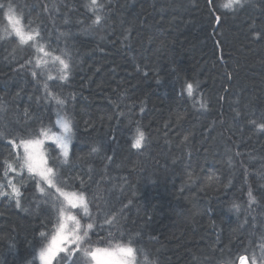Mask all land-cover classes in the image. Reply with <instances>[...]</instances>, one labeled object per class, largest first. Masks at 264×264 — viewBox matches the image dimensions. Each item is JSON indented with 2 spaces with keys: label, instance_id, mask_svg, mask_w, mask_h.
Here are the masks:
<instances>
[{
  "label": "trees",
  "instance_id": "1",
  "mask_svg": "<svg viewBox=\"0 0 264 264\" xmlns=\"http://www.w3.org/2000/svg\"><path fill=\"white\" fill-rule=\"evenodd\" d=\"M98 2L102 19L95 24L90 0H0V184L10 193L0 195V264L17 257L22 244L38 256L60 207L83 215L47 185L41 193L37 177L21 172V149L8 143L39 135L41 124L57 130V112L71 119L73 140L67 162L56 153L49 165L57 164L67 190L84 182L92 217H99L93 246L131 240L143 249L141 264L145 257L148 264L258 260L264 133L250 121L264 118V0H244L237 11L222 8L226 0ZM9 4L26 28L42 30L54 55L67 54L66 80L57 61L19 43L4 15ZM45 81L63 105L47 96ZM186 83L197 86L193 97L181 95ZM137 125L145 146L132 149L128 129ZM5 160L16 169L8 178ZM105 214L112 224L104 223ZM75 255L83 264L82 252Z\"/></svg>",
  "mask_w": 264,
  "mask_h": 264
},
{
  "label": "snow or ice",
  "instance_id": "2",
  "mask_svg": "<svg viewBox=\"0 0 264 264\" xmlns=\"http://www.w3.org/2000/svg\"><path fill=\"white\" fill-rule=\"evenodd\" d=\"M244 6V0H226L225 3L221 5L222 8L228 9L230 11H237ZM89 11H92L95 15V20L93 23L99 24L102 17L98 14V10L103 7L102 3L98 0H90V3L86 5ZM4 9V4L0 3V10ZM5 18L8 20L12 32L18 38L21 45H27L29 48H34L38 54H43L44 56L51 57L54 61H57L61 68L60 80H66L68 77L69 62L63 57L67 55L63 53L60 56L54 55V50H52L44 39L42 35V30L39 27L36 28H26L23 23L21 16L17 15L11 4L8 5L7 11L4 13ZM221 17L216 16V21L219 22ZM31 24V22H29ZM47 63V61H44ZM41 65V59H36V67ZM35 77H39V73L33 72ZM147 75V73H145ZM51 80L53 77L48 76ZM159 82V81H158ZM195 85L192 83H186L181 91L183 95L184 91L187 92L189 97L194 96ZM49 85L47 81L44 82V90L48 97L55 100L57 104L63 105L64 100L56 97L51 91H48ZM201 107H204L202 104ZM179 119V117H178ZM250 123L255 127L258 132L264 133V118L257 121L253 119ZM56 125L61 129V132L57 133L53 130L51 126H44L41 124L39 135L35 133H30L27 137H20L19 143H17V138L13 137L8 139V143L12 145L13 150L18 154L20 149H23V156L19 157L22 160L20 165L21 172L24 168L34 177L36 187L41 193H45L44 185H47L48 189H53L72 209L79 208L82 210L83 215L81 216L79 212L71 214L62 206L59 209V220L54 225L55 232L51 235V240L46 246L41 247L38 251V259L40 264H81L79 257L75 253L79 250L82 252L85 258L83 264H141L137 259V256L143 252V249H136L132 246V241L129 240L127 244H116L114 247L107 248L99 246L98 244L93 246L91 241L90 233L94 230L95 224L99 217H92L91 212V201L89 199L88 193L83 188V181H81L82 188L71 191L67 190L66 182L62 180L60 176V169L57 167L56 163L51 165L48 164L45 156L47 155L45 151V141L51 140L57 148H59V155L63 156L65 159L61 163L67 162L69 157V145L73 140V130L74 126L71 119L67 116H61L57 112ZM128 142L132 149H141L145 146L146 134L139 127L136 126L134 130L128 129ZM2 135V133H0ZM185 140L188 139L187 135L184 137ZM53 153L55 149L51 150ZM98 148L93 146L91 152L95 153ZM50 159L54 161L58 157L50 156ZM109 160L112 157H108ZM229 165L231 166L232 158L229 156ZM5 178H8V172L16 171L13 163L5 160ZM191 178V173H189ZM209 179H212L211 177ZM230 182V181H229ZM9 187L11 188V194L19 197L20 192L17 186L12 182V179H8ZM4 186L0 184V195L8 196L10 193L3 190ZM51 195V193H49ZM249 204L256 202L251 190L248 192ZM19 199H17V205L19 206ZM55 207V206H54ZM231 207L239 211L240 205L235 201L232 202ZM114 217L105 214L104 223L112 224ZM70 222V223H69ZM40 236L46 238L47 234L41 232ZM80 242L87 244L89 246L83 247ZM72 243L75 246L69 247ZM64 253V255H61ZM241 264H247V257H240ZM34 264V261H33ZM145 264H148L147 258L145 257ZM155 264V262H151ZM251 264H264V255H262L258 260L253 258Z\"/></svg>",
  "mask_w": 264,
  "mask_h": 264
},
{
  "label": "rangeland",
  "instance_id": "3",
  "mask_svg": "<svg viewBox=\"0 0 264 264\" xmlns=\"http://www.w3.org/2000/svg\"><path fill=\"white\" fill-rule=\"evenodd\" d=\"M29 1L32 2V0H29ZM55 132L59 133V132H61V129L57 126V130H55ZM52 149H55V152L54 153L51 151ZM69 150H70V145H69ZM45 151L47 153V155L45 156V159H47L48 164H49V160H51L49 157L50 156L57 157V154L56 153L59 154V151L60 150H59V148H57V146L51 140H46L45 141ZM20 155H21V157L23 156V149L22 148H21V151H20ZM64 159L65 158L63 156H60V160L59 161H64ZM24 171H27V169L24 168ZM70 213L71 214H74L73 212H70ZM54 232H55V229H54V231H53L52 234H54ZM50 240H51V237L49 238V240L47 241V243ZM47 243H46V245H47ZM82 258L85 259L83 256H82ZM33 261H34V264H40V261L38 259V256H35L32 251H29L28 246L26 244H22L21 247H20L18 256L15 257V258H13V259H10L7 264H33ZM238 264H241V260H239Z\"/></svg>",
  "mask_w": 264,
  "mask_h": 264
}]
</instances>
